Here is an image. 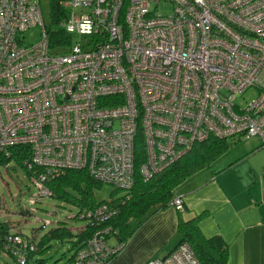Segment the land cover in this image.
Masks as SVG:
<instances>
[{
	"label": "built area",
	"instance_id": "1",
	"mask_svg": "<svg viewBox=\"0 0 264 264\" xmlns=\"http://www.w3.org/2000/svg\"><path fill=\"white\" fill-rule=\"evenodd\" d=\"M61 7L74 40L55 51L40 0H0V153L30 151L38 197H49L46 182L68 170L128 190L139 139L145 178L210 138L258 137L264 146V0H65ZM38 26L40 41L26 45L24 33ZM249 89L257 98L237 104ZM170 207L182 211V199ZM116 215L103 203L80 218L102 224ZM108 233H94L74 264H103L121 250L108 246ZM9 241L4 250L27 264L33 245L20 235ZM146 264L200 263L181 243Z\"/></svg>",
	"mask_w": 264,
	"mask_h": 264
},
{
	"label": "trees",
	"instance_id": "2",
	"mask_svg": "<svg viewBox=\"0 0 264 264\" xmlns=\"http://www.w3.org/2000/svg\"><path fill=\"white\" fill-rule=\"evenodd\" d=\"M63 1L65 0H49L52 26H45V31L48 34V44L55 51L65 50L64 48H68L74 40V37L68 35L62 26L65 21V12L61 7ZM241 140L244 139L240 137L210 138L196 144L188 153L161 172L150 178H145L139 170L140 165L145 161L142 139H139L135 149L136 164L133 185L128 190L114 188L110 199L100 202L96 201L92 190L102 185L94 181L86 170H68L63 175L47 181L45 188L51 193L49 198H56L76 208L77 212L71 219L83 222L84 226L74 232L64 223H58L56 228L45 232L38 240L24 239L20 236L21 239L34 247L32 251L29 249L25 251L27 264L31 262L42 264L43 257L51 247L52 241L69 244L72 252L67 264H74L77 253L86 247L93 234L101 229L109 230L104 239L111 249L123 245L121 250L105 259L103 264H108L125 248L144 220L154 213L170 207V203L177 197L175 190L182 182L192 174L209 167L213 161L227 152L231 144L236 145ZM261 149H264L262 143L253 153ZM14 153L10 157L0 153V169L7 170L10 165H13L24 172L27 178L30 177L32 170L26 167V163L30 162V151L20 149ZM103 203L114 205L117 208V215L102 224L80 218L83 211L94 210ZM183 211L184 205L183 210L177 212ZM21 214L26 213L23 211ZM200 220L201 215H195L186 220L179 218L177 224L179 244L186 243L200 264H228V245L220 237L206 238L199 228ZM18 234L9 231L5 224H0V252L8 255L15 262V256L10 250H4V247L7 243H11L9 238L19 236ZM112 241H114L113 244ZM10 246L12 247V245Z\"/></svg>",
	"mask_w": 264,
	"mask_h": 264
},
{
	"label": "crops",
	"instance_id": "3",
	"mask_svg": "<svg viewBox=\"0 0 264 264\" xmlns=\"http://www.w3.org/2000/svg\"><path fill=\"white\" fill-rule=\"evenodd\" d=\"M258 147L249 144L235 156L226 155L228 149L188 177L175 190L184 211L167 207L154 213L108 264H146L167 256L179 244V218L195 215H201L206 238L220 237L228 245V264H264V167L257 172L242 167Z\"/></svg>",
	"mask_w": 264,
	"mask_h": 264
},
{
	"label": "rangeland",
	"instance_id": "4",
	"mask_svg": "<svg viewBox=\"0 0 264 264\" xmlns=\"http://www.w3.org/2000/svg\"><path fill=\"white\" fill-rule=\"evenodd\" d=\"M154 8V4L152 5ZM43 25L52 26L49 0H40ZM152 8V9H153ZM161 15H171L170 6L158 7ZM26 45L36 44L41 39L40 27H34L24 33ZM257 98L255 89L247 90L238 97L237 104L244 106ZM260 141V142H259ZM261 143L259 138L241 140L240 143L231 144L226 155L235 156L246 150L249 144ZM254 148V147H253ZM236 153V154H235ZM242 167L245 170L258 171L264 167V149L258 150L245 159ZM114 191L112 186L102 185L92 190L96 201L109 200ZM38 188L30 182L24 172L10 165L7 170L0 169V224H5L9 231L19 233L26 239L38 240L45 232L57 227L58 223H64L74 232L84 226L83 222L71 219L77 209L71 207L56 198L47 196L38 197ZM38 197V198H37ZM26 214L22 215L21 212ZM112 244L114 241L111 242ZM68 243L51 242V247L43 257L42 264H67L71 255ZM0 264H18L11 257L0 252ZM34 264V263H30Z\"/></svg>",
	"mask_w": 264,
	"mask_h": 264
}]
</instances>
